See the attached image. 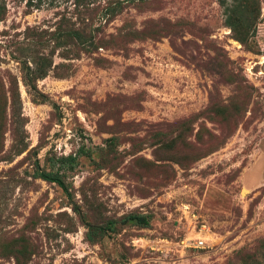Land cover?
Instances as JSON below:
<instances>
[{
    "label": "rangeland",
    "instance_id": "rangeland-1",
    "mask_svg": "<svg viewBox=\"0 0 264 264\" xmlns=\"http://www.w3.org/2000/svg\"><path fill=\"white\" fill-rule=\"evenodd\" d=\"M0 264H264V0H0Z\"/></svg>",
    "mask_w": 264,
    "mask_h": 264
},
{
    "label": "trees",
    "instance_id": "trees-1",
    "mask_svg": "<svg viewBox=\"0 0 264 264\" xmlns=\"http://www.w3.org/2000/svg\"><path fill=\"white\" fill-rule=\"evenodd\" d=\"M38 177L41 180L46 181V182L57 183L60 187L63 188V183L59 179L52 176L49 172H41L39 173ZM129 220L134 221L135 223H138V224L146 223V218H144L143 216H132Z\"/></svg>",
    "mask_w": 264,
    "mask_h": 264
},
{
    "label": "bare ground",
    "instance_id": "bare-ground-1",
    "mask_svg": "<svg viewBox=\"0 0 264 264\" xmlns=\"http://www.w3.org/2000/svg\"><path fill=\"white\" fill-rule=\"evenodd\" d=\"M245 193V192H244Z\"/></svg>",
    "mask_w": 264,
    "mask_h": 264
}]
</instances>
